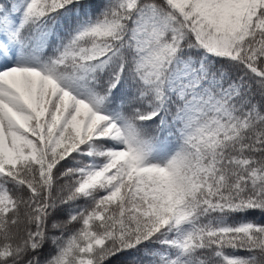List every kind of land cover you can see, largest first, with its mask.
Wrapping results in <instances>:
<instances>
[{"label":"snow or ice","instance_id":"1","mask_svg":"<svg viewBox=\"0 0 264 264\" xmlns=\"http://www.w3.org/2000/svg\"><path fill=\"white\" fill-rule=\"evenodd\" d=\"M0 264H264V0H0Z\"/></svg>","mask_w":264,"mask_h":264}]
</instances>
